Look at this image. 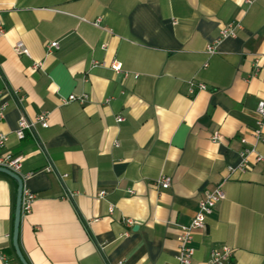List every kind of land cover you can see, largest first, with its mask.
<instances>
[{
	"label": "crops",
	"instance_id": "obj_1",
	"mask_svg": "<svg viewBox=\"0 0 264 264\" xmlns=\"http://www.w3.org/2000/svg\"><path fill=\"white\" fill-rule=\"evenodd\" d=\"M0 23L1 152L22 157L35 194L19 226L28 264H177L180 227L219 183L225 197L195 230L191 264L223 246L228 264H264V163L236 169L264 96V0H0ZM231 23L236 35L217 42ZM189 80L206 89L190 93ZM70 94L85 99L63 102ZM43 112L48 125L17 138L19 118ZM161 174L167 189L154 185ZM16 188L0 172L9 264H20Z\"/></svg>",
	"mask_w": 264,
	"mask_h": 264
},
{
	"label": "built area",
	"instance_id": "obj_2",
	"mask_svg": "<svg viewBox=\"0 0 264 264\" xmlns=\"http://www.w3.org/2000/svg\"><path fill=\"white\" fill-rule=\"evenodd\" d=\"M250 2V0H247ZM240 28L238 23H231L227 26H224L219 31V36L216 39L218 42L219 40L226 38V37H234L236 35V29ZM3 33V28L0 23V35ZM58 44L56 41H52L48 44V49L57 48ZM13 51L16 54H27L28 50L24 46L23 42L18 41L13 45ZM207 51L209 53L214 52V45L211 44L207 47ZM98 64V62H94ZM256 70L264 72V63L263 64H255ZM36 67V66H35ZM111 69L114 70L116 73L121 72V66L119 63L113 62L110 65ZM189 91L190 93H194L195 88L198 90L206 89V86L203 83H196L194 80H189ZM85 95L75 96L70 94L66 98H64L63 102H69L73 100H78L79 102L84 101ZM5 104L1 102L0 97V118L3 117ZM256 113V120L255 126L251 130L250 135L253 138V142L249 143L244 136L240 138V142L243 144L239 152L240 161L237 165L236 169L239 171H244L248 168L251 160L250 158L253 157V162L255 163H264V151H258L257 144H264V96L261 98L256 105L255 108ZM116 120L118 122L122 121L123 118L121 116H117ZM35 123H39L41 126L46 127L48 125L47 122V114L41 113L36 116L34 121L27 120L24 116H21L18 120V128L14 132L17 138L21 139L24 137L25 130L33 129ZM218 134H212L211 139L215 140L218 139ZM8 136L7 134L0 133V168H6L14 173L19 174L21 169L22 157L19 155H11L2 153L1 150L5 146L7 142ZM115 144H117L115 142ZM232 170V168H228ZM172 178L171 176H167L161 174L156 178L154 181V185L156 188L159 189H167L171 186ZM105 194L104 191H100L98 193L99 197H102ZM225 197L224 191L222 189L221 183L215 185V187L209 191L204 193L203 198L198 203V210L196 211L195 215L193 216L192 220L188 225H184L180 227L179 234L177 237V254H176V262L177 264H191V260L194 254V249L191 246L193 235L195 230L200 229L205 226L206 218L212 214L215 205L223 200ZM35 199V194L28 190L23 185L22 189V196H21V203H20V212L21 216L30 212L33 201ZM109 211H112V207L109 208ZM233 250L229 246H223L220 249H213L210 252V257L205 264H228L229 259L231 258ZM2 264H9L6 256L1 254L0 256Z\"/></svg>",
	"mask_w": 264,
	"mask_h": 264
},
{
	"label": "water",
	"instance_id": "obj_3",
	"mask_svg": "<svg viewBox=\"0 0 264 264\" xmlns=\"http://www.w3.org/2000/svg\"><path fill=\"white\" fill-rule=\"evenodd\" d=\"M0 172L13 178L17 183L11 241H12V246L15 252V256L17 257L20 264H28L18 244L19 226L21 222L20 203H21L22 189L24 185L23 178L19 174L14 173L6 168H0Z\"/></svg>",
	"mask_w": 264,
	"mask_h": 264
}]
</instances>
